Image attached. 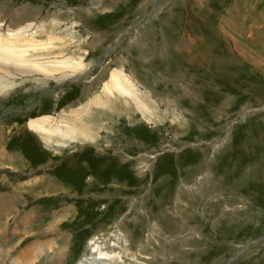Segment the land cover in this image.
<instances>
[{
	"label": "rangeland",
	"instance_id": "1",
	"mask_svg": "<svg viewBox=\"0 0 264 264\" xmlns=\"http://www.w3.org/2000/svg\"><path fill=\"white\" fill-rule=\"evenodd\" d=\"M15 14L86 66L0 89L1 264H82L96 239L112 264H264V0H0ZM123 65L151 112L112 98L54 148L29 129Z\"/></svg>",
	"mask_w": 264,
	"mask_h": 264
},
{
	"label": "bare ground",
	"instance_id": "2",
	"mask_svg": "<svg viewBox=\"0 0 264 264\" xmlns=\"http://www.w3.org/2000/svg\"><path fill=\"white\" fill-rule=\"evenodd\" d=\"M16 17H18L17 14L10 16L7 20H0L1 90L15 85L17 80L20 82L28 80L41 85V82L45 84L49 79L58 82L68 76L82 72L86 66L82 57H75L74 54L66 55L64 52V45L66 44L55 33L54 24H45L44 22L36 24V22L31 20L15 25L14 19ZM123 66L125 70L123 67L120 70L113 69L109 74V78L103 83L99 93L90 97L85 104L78 107L79 110H71L69 114L65 115H44L31 119L28 122L29 129L36 133L47 146L60 147V144L63 146L66 143L69 144L68 142L77 143L80 140L93 139L90 134L94 129L91 127L92 122L89 121L90 119L88 120L90 118L88 114L93 107L109 106L112 98L120 99L122 103L128 105L129 100L132 101L143 115L151 112V109L144 103L145 101L141 100L140 84L133 83L135 81L134 78L125 72L127 67ZM188 93L191 94L192 90H188L185 94ZM143 98L145 100V97ZM147 103L154 106L153 102L149 103L147 101ZM86 117L88 118L86 119ZM16 192V190L11 192V196ZM116 241L119 243V238ZM89 245L91 250L81 259L80 263H115L118 256L111 253L112 245L104 244L103 240L98 241V239L91 241ZM45 248L49 250L50 246L46 247L45 244H39L37 247H31L27 250L28 252L34 250V254L35 252L44 251ZM10 251L6 252V257L1 259L2 262L6 263L7 258L10 256ZM60 252L61 254L64 253L62 247L58 248L54 255H60ZM22 253L8 264H19L17 259L22 257Z\"/></svg>",
	"mask_w": 264,
	"mask_h": 264
}]
</instances>
